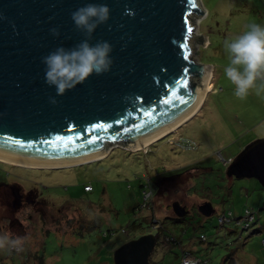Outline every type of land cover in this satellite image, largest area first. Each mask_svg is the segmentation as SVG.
<instances>
[{
	"label": "rangeland",
	"instance_id": "374dc122",
	"mask_svg": "<svg viewBox=\"0 0 264 264\" xmlns=\"http://www.w3.org/2000/svg\"><path fill=\"white\" fill-rule=\"evenodd\" d=\"M199 2L205 12L196 19V35L204 41L194 61L211 65V86L188 124L143 149L129 152L115 147L106 157L73 168L29 172L38 169L16 170L0 164V234L11 231L26 237L22 252L38 253L45 264H114L120 246L155 234L149 221L154 216V224L164 222L175 233L185 228L183 246L197 260L207 261L202 264H264L259 244L264 238V189L254 179L230 177L231 163L223 162L235 161L249 144L264 139V92L258 95L253 89L243 100L234 95V85L224 73L229 58L223 48L225 39L242 34L248 25H264V0ZM182 141L193 143V148L182 149ZM16 172L36 180L34 190L46 200L43 220L26 207L18 211L9 207L12 197L3 184L18 186L13 178ZM147 178L153 193L145 202ZM84 184H90L92 191L82 192ZM68 200L76 209L63 206L60 210L77 220L73 225L59 222L56 214L60 203ZM174 201L189 210L184 223H174L170 208ZM203 202L211 204V215L199 212ZM246 209L259 219L250 229L242 231L233 221L219 227V215L231 211L239 217ZM132 221L140 222L142 229L134 232ZM259 226L261 231L255 233ZM200 235L205 236L204 242H199ZM6 256L7 251L0 250V264H21L19 256ZM151 260L178 264L180 249L158 244Z\"/></svg>",
	"mask_w": 264,
	"mask_h": 264
},
{
	"label": "water",
	"instance_id": "95a60500",
	"mask_svg": "<svg viewBox=\"0 0 264 264\" xmlns=\"http://www.w3.org/2000/svg\"><path fill=\"white\" fill-rule=\"evenodd\" d=\"M87 3L110 9L89 42L107 41L113 64L56 96L45 83L42 58L85 39L71 13ZM204 12L199 0H0V161L73 168L115 147L143 149L172 134L197 112L211 75V65L194 61L204 41L195 23ZM230 163L227 175L254 179L264 189V139ZM171 208L178 218L189 213L178 202ZM198 210L213 213L208 202ZM154 246V235H142L115 251L114 264H150Z\"/></svg>",
	"mask_w": 264,
	"mask_h": 264
},
{
	"label": "clouds",
	"instance_id": "9594fccd",
	"mask_svg": "<svg viewBox=\"0 0 264 264\" xmlns=\"http://www.w3.org/2000/svg\"><path fill=\"white\" fill-rule=\"evenodd\" d=\"M124 14L134 15L129 9ZM109 17L110 9L103 3H87L71 13L74 27L85 39L70 49L58 47L42 58L45 83L55 88L56 96H63L92 75H104L111 70L112 46L107 41L89 42L97 27L107 23ZM50 31L54 36L59 35L57 29ZM223 48L229 58L224 73L234 85V95L243 100L253 89L258 95L264 92V25H248L242 34L225 39ZM49 103L56 105L57 100L50 97ZM25 239L14 236L11 231L4 232L0 234V250L22 251Z\"/></svg>",
	"mask_w": 264,
	"mask_h": 264
},
{
	"label": "trees",
	"instance_id": "16d2710c",
	"mask_svg": "<svg viewBox=\"0 0 264 264\" xmlns=\"http://www.w3.org/2000/svg\"><path fill=\"white\" fill-rule=\"evenodd\" d=\"M174 147L176 149H179V148H177L176 145H174ZM126 151H128V150H126ZM0 164L8 166V168H11V169L17 168L15 166L7 165V164L1 163V162H0ZM147 180L150 181V178H147ZM147 180L144 181L145 182V184H144L145 187H146V181ZM85 186H89L91 188L90 192L92 191V187L90 186V184H88V185L84 184L83 187H82V192L85 191V190H83V188ZM148 187H149V190L151 191V193H153L152 186L150 185L149 182H148ZM84 193H87V192H84ZM143 198H144V191H143ZM63 204H65V205H63ZM63 204L61 206H59L58 208H56V214L58 215V219H59L58 221L59 222L63 221V223L65 225L66 224L67 225H73L75 222H77V220L74 217H68V211L62 210V209L60 210V208L63 207V206L64 207L67 206V207H69L70 211H74L76 209L74 207L75 203L74 202H70L68 200V201L64 202ZM85 205L88 206V207H92V203L87 202V201H85ZM263 208H261V209H263ZM246 210L250 211L249 209H246ZM250 213H251V215L253 217L252 221H248L246 219V213L245 212L243 214H241V216H239V217H234V215L232 214L231 211H228L227 213H222L221 215H224L228 220L224 221L223 223H219L218 222L219 227H223L225 224L232 223V221H233V222H235V225L237 227L241 226V230L242 231L243 230H248L252 226H254L256 223L259 222L258 218L255 219V213L253 211H250L249 214ZM76 218L77 219L79 218V213L76 214ZM38 219H41V218H38ZM185 219L186 218L183 219V218H178V217L175 216L174 217V223H184ZM145 220L148 221L147 219H145ZM153 220H154V216L151 217L149 221H150V224L152 225L153 231H155V234H154L155 246L158 245V244H162V245L167 246V247L168 246L169 247H178L180 249V262L178 264H181L182 261L185 258L192 259L195 262V264H202V263H206L207 262V261H204V260H197L196 257L193 256L192 252L190 250H188V249H185V247L183 246L184 245V241L186 240L183 237V235L186 232L185 228H179L178 229L179 232L175 233V232L169 230L165 226L164 222L156 221V223L154 224ZM153 224L155 226H153ZM246 224H247V227L244 228V226ZM131 228H132V230L134 232H136L138 229H142L141 228V223L140 222H136V221H132ZM261 228H262V226H259L258 228H256L255 229V233L260 232ZM135 238H137V237L135 236ZM198 240H199V242L200 241L204 242L205 241V236L204 235H200L198 237ZM259 244H260V247L262 249H264V238L260 239ZM14 256H19V258L22 260L21 264H45V261H44L43 257L41 255H38V253H30L29 251L22 252V251H15V250L7 251V256L6 257L8 259H12ZM149 263L150 264H158V262H154L152 260L149 261Z\"/></svg>",
	"mask_w": 264,
	"mask_h": 264
},
{
	"label": "flooded vegetation",
	"instance_id": "af4514ba",
	"mask_svg": "<svg viewBox=\"0 0 264 264\" xmlns=\"http://www.w3.org/2000/svg\"><path fill=\"white\" fill-rule=\"evenodd\" d=\"M5 164V163H4ZM17 167V166H15ZM21 167H17L16 170H21L19 169ZM42 169H38L35 171H30L29 172H39ZM46 171V170H44ZM24 177H27L28 179L25 180ZM15 180L19 181L18 186H14L13 184H3V187L7 186L5 189H9V194L11 195V199L12 202L9 207L15 211H18L21 208H28L30 210H32L33 212H35L38 216V218L43 219L44 216V210L46 208V200H44L41 196H39L37 190H34V184L36 183L34 180L33 181V177H30V174L24 173L22 175H19V173H14V177ZM37 178V177H35ZM16 185V184H15ZM66 201H62L61 203L63 204ZM174 202H178L180 205L181 203L179 201H174ZM60 203V204H61ZM172 205V204H171ZM170 205V208H171ZM182 206V205H181ZM186 209L185 206H182ZM172 210V208H171ZM188 211V209H186ZM189 212V211H188ZM173 213V212H172ZM189 214V213H188ZM187 214V215H188ZM185 218V217H184Z\"/></svg>",
	"mask_w": 264,
	"mask_h": 264
},
{
	"label": "built area",
	"instance_id": "2783aa9c",
	"mask_svg": "<svg viewBox=\"0 0 264 264\" xmlns=\"http://www.w3.org/2000/svg\"><path fill=\"white\" fill-rule=\"evenodd\" d=\"M179 141H181V140H179ZM182 143H183V148L182 149H185V148H193V143H190L189 141H185V142H183L182 141ZM178 145H181L180 143H178ZM225 164H228V163H230V162H232V159H228V160H225V161H223ZM145 180H147V179H145ZM145 183V182H144ZM84 190L85 191H90L91 190V188L89 187V186H86V187H84ZM151 195H152V193H151V191L149 190V187H148V181H146V190L144 191V200H145V202H147L149 199H150V197H151ZM148 204H145V206H147ZM249 212L250 211H248V210H246L245 211V213H246V219L248 220V221H252V219H253V217H252V215H251V213L249 214ZM228 219L224 216V215H219L218 216V222L219 223H223L224 221H227ZM245 227H247V224L244 226V228ZM14 250V249H13ZM16 251V250H15ZM186 262H187V264H195V262L192 260V259H190V258H185L183 261H182V263L181 264H186Z\"/></svg>",
	"mask_w": 264,
	"mask_h": 264
},
{
	"label": "bare ground",
	"instance_id": "6f19581e",
	"mask_svg": "<svg viewBox=\"0 0 264 264\" xmlns=\"http://www.w3.org/2000/svg\"><path fill=\"white\" fill-rule=\"evenodd\" d=\"M209 88H210V78H209V80H208V83H207V85H206V89H205V94L207 93V91L209 90ZM205 94H204V96H205ZM204 98V97H203ZM202 101H203V99H202ZM202 101H201V103H202ZM201 103H200V105H201ZM200 105H199V107H200ZM199 107L196 109V111L199 109ZM195 111V112H196ZM194 112V113H195ZM176 128V127H175ZM174 128V129H175ZM174 129H172V130H174ZM165 135V134H164ZM163 136V135H162ZM161 136V137H162ZM160 138V137H159ZM159 138H157V139H159ZM154 141H156V139L155 140H153L152 142H154ZM152 142H150V143H152ZM149 143V144H150ZM149 144H147V145H145V146H143V148L144 147H146V146H148ZM139 149H141V148H139ZM139 149H136V150H139ZM135 151V150H134ZM103 158V157H102ZM101 159V158H100ZM98 160V159H97ZM0 162H3V161H0ZM3 163H6V162H3ZM6 164H10V163H6ZM10 165H15V164H10ZM15 166H18V165H15ZM19 167H22V168H30V167H23V166H19ZM31 169H51V168H31Z\"/></svg>",
	"mask_w": 264,
	"mask_h": 264
},
{
	"label": "crops",
	"instance_id": "0c3cea01",
	"mask_svg": "<svg viewBox=\"0 0 264 264\" xmlns=\"http://www.w3.org/2000/svg\"><path fill=\"white\" fill-rule=\"evenodd\" d=\"M211 86V85H210ZM189 123V121L187 122V124ZM204 203V202H203ZM189 211V210H188Z\"/></svg>",
	"mask_w": 264,
	"mask_h": 264
}]
</instances>
